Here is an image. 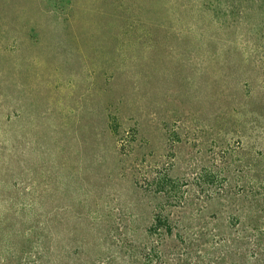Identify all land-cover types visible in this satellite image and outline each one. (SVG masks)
Here are the masks:
<instances>
[{
	"label": "rangeland",
	"instance_id": "374dc122",
	"mask_svg": "<svg viewBox=\"0 0 264 264\" xmlns=\"http://www.w3.org/2000/svg\"><path fill=\"white\" fill-rule=\"evenodd\" d=\"M0 264H264V0H0Z\"/></svg>",
	"mask_w": 264,
	"mask_h": 264
},
{
	"label": "trees",
	"instance_id": "16d2710c",
	"mask_svg": "<svg viewBox=\"0 0 264 264\" xmlns=\"http://www.w3.org/2000/svg\"><path fill=\"white\" fill-rule=\"evenodd\" d=\"M159 221V220H158ZM163 222V221H162Z\"/></svg>",
	"mask_w": 264,
	"mask_h": 264
}]
</instances>
